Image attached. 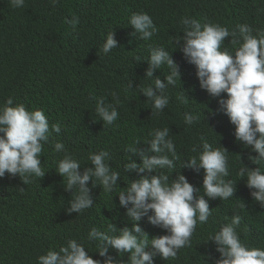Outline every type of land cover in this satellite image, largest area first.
<instances>
[{
	"label": "trees",
	"instance_id": "trees-1",
	"mask_svg": "<svg viewBox=\"0 0 264 264\" xmlns=\"http://www.w3.org/2000/svg\"><path fill=\"white\" fill-rule=\"evenodd\" d=\"M140 12L147 13L158 29L147 41L140 40L139 34L132 35L135 30L129 23L131 15ZM185 16L201 24L218 23L229 31L247 23L255 35V30H264V0H59L55 5L51 0H25L20 8H13L10 0H0V107L12 97L14 105L23 103L29 110L42 109L50 128L55 123L61 126L60 133L51 132L52 143L44 144L40 159L46 173L42 179L33 178L25 185L19 175L6 173L0 178V264H38L40 255L48 250L59 251L69 239H76L93 259L103 262L99 242L89 241L88 233L93 227L107 232L110 223L118 229L131 227L118 194L138 178L135 172L124 171L129 155L138 164L142 161L127 149L135 147L137 140L141 142L139 148H147L154 131L165 127L170 129L169 138L179 157L174 170H163L170 180L181 172L201 189L200 195L204 194V170L181 168L184 161L198 157L202 149L196 153L191 149L202 143L203 136L214 149H228L226 179L234 181L236 191L223 201L205 196L212 214L208 223L198 224L192 246L182 248L177 259L164 261L156 256L154 264H215L220 254L213 242L206 241L222 225L231 223L233 215L242 218L236 228L241 242L264 249V207L252 198L247 176L238 175L244 165L256 167L248 157L257 153L236 141L235 125L219 110L220 98L200 88L195 66L186 61L175 44V39L184 35L181 18ZM74 17L79 18L75 27L66 22ZM111 31L119 47L104 54L102 45ZM230 40L226 38L224 48L234 54L238 46ZM150 47H163L181 72V80L177 78L175 86L165 90L169 104L155 116H151L152 102L140 90L154 86L156 77L165 80L170 70L165 64L154 72V77H145ZM113 91L119 96L118 105L110 95ZM182 93L188 96L187 104L177 99ZM92 97H104L106 104L116 107L119 116L112 125H104ZM221 98L226 99L227 94ZM185 113L199 119L187 125ZM57 141L64 143L67 153L79 161L81 174L84 168L92 167L89 154L101 150L109 152L111 160L106 162L120 174L110 193L104 192L95 178V187L89 181L94 204L83 213L67 212L68 201L78 194V188L73 194L72 190L65 191L66 179L56 171L65 155L54 151ZM260 167L264 172V162ZM139 223L149 238L167 234L149 224L147 217ZM109 254L118 264H130L128 253L119 254L109 248Z\"/></svg>",
	"mask_w": 264,
	"mask_h": 264
},
{
	"label": "clouds",
	"instance_id": "clouds-1",
	"mask_svg": "<svg viewBox=\"0 0 264 264\" xmlns=\"http://www.w3.org/2000/svg\"><path fill=\"white\" fill-rule=\"evenodd\" d=\"M24 2L25 0H10L13 8L22 7ZM58 2L59 0H51L53 5ZM66 22L75 27L79 18L74 17ZM129 23L135 30L132 35L139 34L140 40L147 41L158 31L147 13H133ZM181 23L184 35L175 39V44L180 47L186 61L195 66L200 88L209 96L220 98L219 110L235 125L236 141L257 153L248 157L256 167L249 169L244 165L238 175L241 178L247 176L246 186L252 190V198L264 207V172L260 167L264 162V30L257 29L254 35V29L243 23L229 31L218 23L201 24L197 19L187 16L181 18ZM229 37L230 43L238 46L234 54L224 48L225 40ZM117 47V40L111 31L102 45V52L108 54ZM149 51L150 59L147 61L145 77H154V72L165 64L170 70L165 80L156 77L154 86L149 85L140 90L152 102L154 110L151 111V116H155L169 104L165 90L170 85L175 86L177 78L181 80V72L179 65L163 47H150ZM135 59L140 60L139 57ZM224 93L227 94L226 99L221 98ZM110 95L115 104H120L116 92L113 91ZM92 98L96 100L95 111L104 125H112L119 116L116 107L106 104L104 97ZM177 99L184 104L188 103V96L183 93ZM198 119V116L184 114L187 125L194 124ZM60 131L59 123L52 124L50 128L42 109L29 110L23 103L14 105L13 98L9 97L3 107H0V178L6 173L13 177L19 175L25 185L32 183L33 178L42 179L46 173L41 167L40 159L44 144L52 143L51 132L58 134ZM169 131L167 127L156 129L152 134L153 138L146 144L147 148H139L141 142L137 140L134 141L135 147L127 149L129 154L138 155L142 161L138 164L129 155L128 162L123 166L124 171L135 172L138 178L131 180L126 191L118 194L119 204L127 210L126 216L132 222L131 227L118 229L110 223L107 232L93 227L88 233L89 241L99 242L98 253L104 258L103 262L93 259L76 239H69L66 246L59 247V251L48 250L46 255H40L38 264H118L109 254V248L119 254L128 253L130 264H154L156 256L164 261L177 259L182 248L192 246V237L198 224L208 223L212 214L205 196L209 199L227 200L234 196L236 184L233 180L226 179L229 176L226 155L228 149H214L203 136L200 137L202 143L191 149L193 153L198 148L202 149L198 157L193 156L187 162L184 161L181 168L197 172L204 170V194L200 195L201 189L190 183L181 172L170 180L163 170H174V162L179 157L169 138ZM54 151L65 153L56 170L66 179L65 191L72 190L73 194L74 189L78 188V194L68 201V213L80 214L93 206L94 200L88 186L90 180L92 186H96L93 178L100 182L106 193L112 192L117 185L120 174L113 171L106 162L111 160L108 151L90 153L88 159L92 167L84 168L82 174L79 161L67 153L64 143L54 142ZM144 217H147L149 224L165 230L167 234L149 238V234L139 223ZM241 219V216L233 215L231 223L222 225L206 241L213 242L215 251L220 254L215 264H264V249L249 247L241 242L236 231ZM117 231L119 234H110Z\"/></svg>",
	"mask_w": 264,
	"mask_h": 264
}]
</instances>
